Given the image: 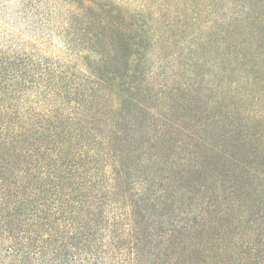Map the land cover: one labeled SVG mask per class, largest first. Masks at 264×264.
Masks as SVG:
<instances>
[{
	"label": "trees",
	"instance_id": "1",
	"mask_svg": "<svg viewBox=\"0 0 264 264\" xmlns=\"http://www.w3.org/2000/svg\"><path fill=\"white\" fill-rule=\"evenodd\" d=\"M248 57H264V0H0V264H211L213 236L147 184L149 153L184 128L167 102L197 67Z\"/></svg>",
	"mask_w": 264,
	"mask_h": 264
},
{
	"label": "rangeland",
	"instance_id": "2",
	"mask_svg": "<svg viewBox=\"0 0 264 264\" xmlns=\"http://www.w3.org/2000/svg\"><path fill=\"white\" fill-rule=\"evenodd\" d=\"M247 59H238L236 69L223 64L226 73L212 71V78H202L205 68L197 67L191 80L195 91L168 85V95L176 89L187 99L167 102L169 117L182 118L184 128H167L166 142L149 153L147 184L167 186L170 201L180 199L174 204L179 217H195L209 231L211 240L200 233L198 240L211 264H245L247 246L264 250V57L249 60L261 62V68L247 67ZM227 81L238 89L216 103L215 85ZM156 150L165 155L163 163ZM154 170L170 172L163 184L153 180Z\"/></svg>",
	"mask_w": 264,
	"mask_h": 264
}]
</instances>
